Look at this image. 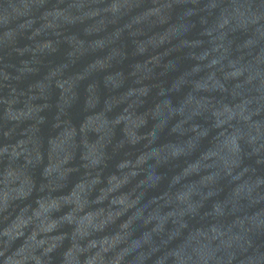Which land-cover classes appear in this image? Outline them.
Masks as SVG:
<instances>
[{
	"label": "water",
	"instance_id": "obj_1",
	"mask_svg": "<svg viewBox=\"0 0 264 264\" xmlns=\"http://www.w3.org/2000/svg\"><path fill=\"white\" fill-rule=\"evenodd\" d=\"M0 264H264V0H0Z\"/></svg>",
	"mask_w": 264,
	"mask_h": 264
}]
</instances>
